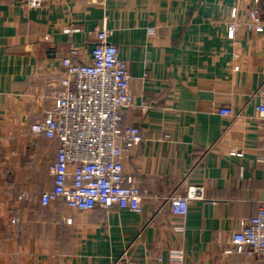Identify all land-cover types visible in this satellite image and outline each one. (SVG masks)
Listing matches in <instances>:
<instances>
[{
	"label": "crops",
	"instance_id": "0c3cea01",
	"mask_svg": "<svg viewBox=\"0 0 264 264\" xmlns=\"http://www.w3.org/2000/svg\"><path fill=\"white\" fill-rule=\"evenodd\" d=\"M254 5L264 23V0H0V264H114L126 250L136 264L259 263L228 252L239 220L264 199V119L255 111L264 99V26L245 27ZM234 6L244 26L232 30ZM103 27L132 76L123 121L143 140L123 163L147 194L141 212L41 203L59 142L31 127L55 102L60 57L75 46L89 62ZM192 185L206 199L173 214L168 198Z\"/></svg>",
	"mask_w": 264,
	"mask_h": 264
},
{
	"label": "built area",
	"instance_id": "2783aa9c",
	"mask_svg": "<svg viewBox=\"0 0 264 264\" xmlns=\"http://www.w3.org/2000/svg\"><path fill=\"white\" fill-rule=\"evenodd\" d=\"M28 2L31 7H40L45 0ZM230 16L232 30L244 26L237 6L232 7ZM263 26L259 7L254 5L245 27L261 30ZM76 31L78 29H66L65 32L71 35ZM110 32L106 27L95 32L89 62L78 60L81 51L75 46L60 57L63 77L54 95L55 102L44 111L45 118L31 127L35 135L59 142L51 165L53 185L41 194L44 206L61 200L68 207L82 211L96 207H129L136 212L143 209V197L147 194L131 184L132 179L125 174L123 163L125 155L142 142L143 134L139 127L123 121L125 108L134 104L130 91L132 76L118 47L108 39ZM143 107L147 108L146 104ZM255 111L264 119V99L255 105ZM221 113L233 115L229 109ZM169 138L167 133L160 137ZM231 154L242 153L232 151ZM258 161L264 162V155H260ZM26 196L27 192L21 191L18 198ZM194 199H206L203 186H188L184 195L172 194L168 198L169 208L173 214L185 216L188 203ZM211 202L215 204L217 200ZM67 221L72 222V219ZM231 243L228 252L255 256L258 264H264V199L253 217L239 220ZM182 257V254L171 255L172 259ZM114 264L136 263L126 250Z\"/></svg>",
	"mask_w": 264,
	"mask_h": 264
}]
</instances>
